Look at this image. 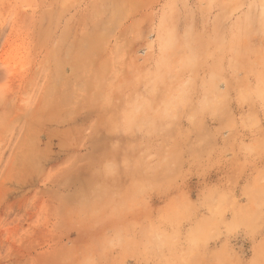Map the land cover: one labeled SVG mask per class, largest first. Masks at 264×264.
<instances>
[{"label": "rangeland", "instance_id": "374dc122", "mask_svg": "<svg viewBox=\"0 0 264 264\" xmlns=\"http://www.w3.org/2000/svg\"><path fill=\"white\" fill-rule=\"evenodd\" d=\"M0 264H264V0H0Z\"/></svg>", "mask_w": 264, "mask_h": 264}]
</instances>
